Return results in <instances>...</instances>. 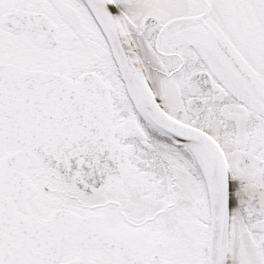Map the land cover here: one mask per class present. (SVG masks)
Listing matches in <instances>:
<instances>
[{
  "label": "snow or ice",
  "instance_id": "6c2138e0",
  "mask_svg": "<svg viewBox=\"0 0 264 264\" xmlns=\"http://www.w3.org/2000/svg\"><path fill=\"white\" fill-rule=\"evenodd\" d=\"M0 264H264V0H0Z\"/></svg>",
  "mask_w": 264,
  "mask_h": 264
}]
</instances>
